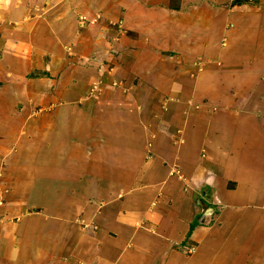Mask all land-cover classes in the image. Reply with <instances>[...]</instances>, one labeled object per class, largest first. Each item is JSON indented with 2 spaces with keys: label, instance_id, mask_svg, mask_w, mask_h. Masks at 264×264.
Segmentation results:
<instances>
[{
  "label": "rangeland",
  "instance_id": "obj_1",
  "mask_svg": "<svg viewBox=\"0 0 264 264\" xmlns=\"http://www.w3.org/2000/svg\"><path fill=\"white\" fill-rule=\"evenodd\" d=\"M171 1L173 6H179V0ZM237 1L240 2L238 3ZM237 1H200L202 2V4H207L208 7L213 9L211 12H205L209 15V18L204 16L201 17L199 16V13H194L195 6L193 7V5H197V3L194 1L189 3L191 11L190 13L192 14V21L189 24V26H191V29L189 30L191 34L190 45H192L191 43L195 39L198 45H196L197 47H193L192 45V49L189 48L190 59L189 62H185V68L182 69L185 71L184 79L187 76L192 83V81L196 79L198 69H201L203 67L205 68V61L203 62L202 67H199V65L203 61L201 59L203 58V47L201 43L204 42L203 37L205 38V36H202L204 34L209 37L205 39L207 44L213 46L214 49L220 50V56H216L217 59L218 57H220V59H216L217 61L215 62V65H218V69L221 68L223 72L222 75L219 76L220 78L210 79L208 77H205L204 79H209L208 84H203V82L201 81L199 92H194V88H192L191 85L189 87H186L187 84L185 81H182L181 85L178 84L172 86H164V90H161L159 89V86H157V84H147V82H144L141 79L139 80V77H135L133 80H131L132 76L120 75L121 72L126 68L125 65L122 66H125V68H121V65L124 64V62L122 58V60L120 59V56L125 51V49L123 48V43L120 39V35L122 34L121 32H119V30L122 28L121 21L119 19L111 21V19L108 20L107 18H104V22L102 23V16H100V14L97 15L96 12L93 13L94 18L92 17L91 20L85 19L81 14V10L79 9L82 6V1L80 0H50L43 2L31 1V7L29 8H32L33 11L31 15L33 19L35 18V23L31 25L25 24V21H27L28 17H22L18 19L17 16L15 19L10 21V17L13 16V8L15 7L14 4H11V8L8 10L6 6V8L3 6L4 3L2 4L0 2V31H3L4 29H10L13 26L17 28L21 27L22 29L24 27H27L30 30H35V28H38L39 26L37 20L48 21L49 17L57 14L60 16L52 17L54 18L52 19V22L56 25H58V23L59 25H61L59 20H62L64 21L63 25H67L68 27H70L71 31L74 30L75 32L73 33H75L76 35V39L75 36L73 39L74 42L79 40L81 37V42L84 41L86 37L88 38V40L89 38L93 39L92 37H94L96 46L94 52L87 55L83 54L82 56H80L79 54H77L78 52L76 50L68 49L74 44V42L70 43L71 39H68L63 33H61L58 37L60 39L61 37L63 38L61 39V41L60 39H58L60 41V49L61 45H63L61 53L64 52L63 58H65L66 56L71 58L70 63L61 64L62 58H60L61 54H59L55 59H52V61H54L55 63L58 61V70L53 76L47 75V73L41 72V70L32 71L30 75L26 76L29 81V85L27 86V94L31 98L28 103L29 106L26 107L24 111H26L27 109L30 110L29 114H27L26 116L21 115V109L20 107H18V101L17 104L15 103L14 105L15 110L20 109L19 113L13 114V117L0 118V130H6V128L9 129L10 124L16 127V130H13V135L15 137L14 140L18 139L19 142L23 140L26 145L24 146L25 150L20 153V156L23 155V158L26 155V152H30L31 147H36L35 144L38 145L41 141V146H38L36 156H33L34 158L32 159L35 163L37 162V166L35 167H39L38 163L41 164L42 167H40V170L44 172L46 177L49 175L51 167L61 163H65L72 167H75L77 165L78 169H83L85 167L84 154L87 156L88 151H90V154L91 150L94 152L92 156L90 155V157L96 155L98 156L96 159H91L90 162H86V166H92L91 169H95L96 172L94 173V171H92L95 175L94 178L89 179L88 183H84L86 193H82L81 196L85 197L87 195V197L82 199L78 196V204L69 206L68 208H66L64 205L65 197L59 196V198L57 197L58 199L55 201L54 199H51V196H47L46 194L42 197V194L45 191H49L47 189L52 190V181L50 177H33L32 186L34 189H36L38 196L35 195L34 201L31 196L27 202L19 198L18 193L22 194L25 188H22L23 184L17 185L18 181L16 180L15 176L13 177V179H15L16 182L13 186L17 187L18 189H14L15 191L11 190V195L9 194V192H6L7 190H9V188H5L4 179L0 178V195L2 196V201L0 200V222H4V224L8 223L10 226L15 227L14 234L10 235L9 232H6L5 235H3L0 233V239L7 243V239L9 238V254H11V252L13 251H18V255H16V258L14 257L15 255L13 253L9 256L14 264H20V260L25 261V263H30L32 259L35 260L36 264H44V260H42V257H37L38 254L32 252V247L28 248V246L26 247L24 246V244H33V247L41 246L42 248H46L45 251L46 253L50 252L49 254L55 253L54 249L57 246L61 247V253H72V251H77L80 253V251L82 250V258L74 261V264H140L138 262L139 260L137 261L136 258L143 251L139 247H137L136 244H138V242L136 238H133V235L135 236L142 230L138 232V230L131 229V232H129L130 235H122L120 241L118 240L117 233L115 231L110 229L107 231V234H109V240L107 238L104 239L105 244L110 243L111 239H115L116 241L113 244L114 247L121 245V242H125V245L121 249V253L112 249L111 246L110 248L106 247L105 244L104 245L106 250L109 249L108 253L104 252L105 249H96L97 247L95 244L93 246L91 245L90 249L86 248V246L84 245V243H86V235L83 234L87 233V229L78 231V227L84 226L86 228V226H88L85 223L86 214H88L89 216L92 212L97 213L99 210L107 208L109 197L108 194H110L111 196H118L117 189L115 191V194L111 191L108 192L106 188L103 189V182L109 181L119 183L118 179H121L122 175L120 176V172L118 173V165L116 164V160L114 158L120 156V154H122V150H125V148L127 147V143H125L122 138L124 132L128 137L137 135V138L132 139L130 142L131 144H136V146L142 148L143 158L147 159L143 160V167L146 166L148 161H153L152 163H154L155 166V169H152L153 172L156 171L160 173L162 171L163 158H165L166 156H171V159H173L175 157V155L173 156L171 153L172 144L174 147L177 146V141L181 140V130H183V126L185 125L183 137L186 144L182 146L181 152L184 162L186 163V165H190L194 159L202 160L200 147L204 145L206 146L205 148L207 149V153H205L204 156L207 155V158L204 160L208 162L215 161L216 164L221 163L217 171L219 179H221L219 180L220 185L224 190H233L230 192L234 193L229 197V201L234 200V202L236 203L235 207L229 210L231 216L230 221L237 227L234 232L238 239L241 238V231L245 233V235L247 232H249V227L246 225L247 223L249 224L251 218L250 214L252 213V210H250L248 207L249 202L245 197L244 186L240 185L238 188H236V183L233 181L235 180L234 178L239 175L244 179L241 183L244 185H249L255 177L264 176V94L261 93L260 95H258L256 93L257 95H253L252 99H249L248 101H240V99L236 97V91L234 90L235 64L230 67L229 60L231 59V57H233V54L231 53V47L235 44H237L239 48L238 50L244 49V51H242L241 53L245 57L252 54L259 57H264V0ZM18 7V10H20V6ZM185 9L188 11V8L185 7ZM71 10L73 13V18L71 19L75 20L73 22V25L65 18L60 19V17L64 16L63 13H69L71 12ZM6 13L7 18L5 17ZM106 21L107 23H105ZM185 24L186 23L184 21H179L178 23H176L175 27L182 28V26H185ZM101 25L103 27H101ZM81 29L84 31V33L80 37V32L82 31ZM110 33H114L115 36L116 33H118V36H113L110 38ZM196 34L198 36L195 37L194 35ZM126 36L131 40L135 37L131 33L126 34ZM199 36H202V38H200ZM238 39L239 41H237ZM176 40V42H178L177 44L181 45V38H177ZM208 40H212V43ZM109 42H111L110 45ZM237 46L234 47L237 48ZM178 48L179 50L175 51V54H169L170 60L166 61L165 57L163 63L164 66L159 67L158 65L159 71L158 67L156 68L155 61L157 60V56L152 54H150L149 56H144V60H142L143 62L140 63V67L143 70L148 71L150 77L152 78L156 76V72H165V67L168 68L172 63L175 70L177 71V68L179 67L178 62L180 63L182 60L180 57V53L184 50H181L180 47ZM53 57L54 56L51 53L47 52L45 53L44 60L47 62ZM151 63L152 68L150 66ZM144 65H148L150 68H145ZM153 67L156 68V70ZM207 68H205V70ZM35 78H52L54 80L56 79L58 86L62 82L68 86V91H63L62 93H59L58 91L59 96L62 97L61 101H58L56 99V96L58 95H56L53 100L54 102H56V107L57 105H69V107L72 109L71 111H73L71 115L73 118L68 117L70 120L68 121L70 124H77V126L79 127L77 129L75 128L73 130H68L65 138L55 132L57 131L56 127L57 129H59L58 126L54 127V129H51L48 126V129L54 131L51 132L52 134L45 131L44 133L38 135L37 129L35 128H37V125H44L41 122H44V120L40 118L38 114H34V111L38 110L39 108H46L43 109L42 112L39 111L40 115L52 114L53 107L51 105H47L48 101L45 102V98H43V100H41L40 102L33 100L35 94V96H37L39 93H41V90L37 91V89L35 88V86L38 84H35V82L32 80ZM141 78L143 79V77ZM42 80H39V82L42 83H40L41 85H39L41 88H44L43 93H47L46 96H48L50 95V93H48V88L50 89V85H48L46 82L45 84H43ZM1 85L2 83L0 82V86ZM45 87H47V89ZM170 87L178 92V94L174 93L176 94L175 96L167 95L168 92H165V90ZM186 88L187 91H185ZM262 88L263 85H260V87L257 88L256 92H262ZM60 89L63 90V88L61 87ZM150 90L152 92H150ZM232 93H234L233 98L231 96V99H228L227 96L232 95ZM181 94H187L186 101H181L182 99H178ZM219 94L221 95V97L219 98L220 101L222 100V102H224L231 100V102L228 103L230 104V109H228L227 107L226 110L224 109V107L222 109H216L215 107V111H213L214 114L212 116L206 115L205 117H201V115L207 114V111H203L201 114H198L199 109H205V107L203 106L204 102L202 103L203 98H201L200 100L201 104L196 103L193 108L191 107V105L194 104L192 101L193 98H197L198 96L201 97L203 95H211L213 97L214 95ZM134 95L137 102H132ZM49 98L51 99V96H49ZM171 98L175 100L170 102L169 99ZM126 102H130L131 105L138 106L141 111H136L137 113L135 114L129 113V111L124 106H121ZM178 102H180L181 106H184L185 110L180 109V107L176 105ZM128 104L124 105L127 106ZM116 105L120 107L113 109V111H109L108 107L114 108ZM153 105L155 111L152 110L153 112L149 113L151 112L150 107H152ZM170 105H173L174 107L171 114H169V111L171 109H168L170 108ZM207 109L213 110L209 107ZM244 109L253 110L254 113H237L238 115L232 113ZM140 112L143 116L146 115L147 117V115H150L151 117L145 118V120L143 119V121H145V123L149 124L150 126L148 127V130L144 129L143 126H140L139 128V126L135 122V120L139 116L141 117V115H138L140 114ZM208 113L211 112L209 111ZM59 118L61 120L68 119L67 117L64 119H62V117ZM60 119L59 121H61ZM148 119L151 120L149 121ZM29 125L30 128H28ZM91 125L94 128H98L97 131L99 132V134L94 133L95 135H93L88 132L92 129ZM31 126L35 128H32ZM103 128L106 130H104ZM138 129L140 132H138ZM165 130L167 131V133L164 132ZM30 131H32V133H30ZM59 133L62 132L59 131ZM4 140H6V138H4V134L0 133V156H2L4 160H6L11 152L9 153L6 149L5 154H1V151L5 148L2 144L6 143V141ZM169 140L171 148L168 145ZM42 142L45 143L46 148L43 146ZM56 143L59 147L55 150L52 147H55ZM211 143L217 144L212 145ZM90 145L94 147H90ZM61 147H65L68 150L71 149V151H69V153L65 156L60 157L59 153H61ZM15 162L18 164L20 163L19 161ZM215 163L213 162V164ZM176 165L177 166L175 167L178 168L179 165L177 163ZM18 166L20 167V164H15L13 166L14 170H16ZM125 172L126 176H129V179L127 180L130 185L129 187L131 188L125 189L123 187L121 190V195L127 198L133 189L136 191L139 190L140 193H142L140 189L141 181L139 180V178L136 179L133 172ZM17 173L20 175L21 171ZM173 173L174 172L171 171L170 174ZM224 176H228L229 178L224 181L222 180ZM86 184H88L87 187ZM10 186L12 189V183H10ZM78 186H76L74 189L77 190ZM205 189H203V191L198 194L199 197L202 198V194L204 193ZM208 190L209 194L206 195V197L211 205H213V202L211 201H214L212 198L214 190L212 188H209ZM226 191L227 190L223 191L221 189V194L222 192L226 193ZM41 198L44 199V201L41 202L43 205H40V202H38V200ZM169 201L170 203H173L172 200ZM48 203L51 204L52 207H46ZM211 205L209 204L208 207L204 209L205 212H202L203 215H201L196 220L197 222L202 223L207 227L213 224V216H215V214L219 210L217 206ZM167 206L168 201L165 202V207ZM183 211H186V204L181 202L177 206L174 205L173 213L171 215H173L174 213H182ZM54 212H59V218L66 219L68 225H71L72 222L77 223L78 225L74 227L71 226L70 229L67 228L63 231L68 234L67 239H60L57 230H52V234L47 229L45 230V227L44 229L41 228L43 227V225L46 226L47 224L45 223H47L48 221H56L57 215L55 217ZM31 220L36 221L33 222L34 226L32 227L33 230L31 231V236L28 239L27 243H22L21 239L25 240V237H29L28 235L26 236V234L23 232V226ZM252 223H257V219L253 218ZM244 227L245 230H243ZM144 228L147 229L148 227L144 226ZM96 231H98V229ZM75 232L77 233L76 235ZM162 232H165V229L163 230V228H158L156 231V236L162 235ZM103 236H105V234L101 233V238ZM247 236L249 237V235H246V237ZM250 239L254 240L253 243H255L256 241H260V238L256 236H252ZM45 243L47 244V246H43L45 245ZM179 244L180 243L175 246L173 245V247L175 248L176 246H178L175 249L183 251L179 248ZM187 244H190V246H195V242H191L189 240L187 241ZM227 244L228 242L226 241L224 245H221L217 253L219 256H221L222 254H234L235 249L231 250L229 246H225ZM143 248L146 250L149 249L148 246H145ZM186 251L187 250L184 249V252ZM22 252L25 255H23L24 258H22V255H20L22 254ZM199 253L202 254L201 251ZM217 254H215L214 256L216 257ZM2 255L5 254L2 253ZM92 257H94V262H92V260H89V258ZM173 258L175 260V264H187L188 262L186 257H181L180 255H174ZM65 259L70 260V255L63 258L62 260L65 261ZM201 259L202 256H199L195 259V262L199 264L201 263ZM3 260L7 261V259ZM5 261L0 260V264H5ZM158 263L160 262H155L154 260L148 259L145 260V264ZM21 264L23 263L21 262Z\"/></svg>",
  "mask_w": 264,
  "mask_h": 264
},
{
  "label": "crops",
  "instance_id": "obj_2",
  "mask_svg": "<svg viewBox=\"0 0 264 264\" xmlns=\"http://www.w3.org/2000/svg\"><path fill=\"white\" fill-rule=\"evenodd\" d=\"M31 1L43 2L50 0H0L2 4L4 3L3 6L4 7L6 6L8 10L11 8L10 7L11 4H14V6L16 7L13 8V16L10 17V21L15 19L17 16L18 19L22 17H28L27 21H25L26 22L25 24L28 25L35 23L34 21L35 18L33 19L31 15L33 10L32 8H29L31 7ZM72 1H77V0H72ZM80 1H82V6L79 9L81 10V14L87 20H91L92 17L94 18L93 13L96 12L97 15L100 14V16H102V23L104 22V18H107L108 20L111 19V21L118 19L121 21L122 28L119 30V32H121L122 34L120 35V39L123 43V48L125 49V51L120 56V59L122 58L124 62V64L121 65V68H125V66L126 68L121 72L120 75L132 76L131 80H133L135 77H139V80L141 79L144 82H147V84H157V86H159V89L161 90H164V86H168V85L172 86L178 84L181 85L182 81L183 82L185 81L187 84L186 87L187 86L189 87L191 85V87L194 88L193 89L194 92H199V86L201 81L203 82V84L205 83L208 84L209 79L206 80L204 79L205 77L214 79V78H220L219 76L222 75L223 72L221 68L218 69L217 67L218 65H215V62L218 59H220V57H218V59L216 57L217 55L220 56L219 53L220 50L214 49L213 46L207 44L205 39L208 36L206 34L202 35L205 36V38L203 37L204 40L202 39L204 42L201 43L203 47L202 50L203 58L201 59L203 61L199 65V67L201 68L203 62L205 61L206 62L205 68L208 67L209 69L207 68L205 70L204 67L198 69L196 79H194L192 83L187 76H186L187 78L185 77L184 79L185 71L182 70L185 68V62H189L190 59L189 48L192 49L191 47L192 45L193 47L194 46L197 47L196 45H198L196 39L191 43L192 45H190L191 34L189 30L191 29V26H189V24L192 21L191 20L192 14L190 13L191 11L189 7V3L193 1L196 2L197 5L196 4L193 5V7L195 6L194 13L197 14L199 13V16L201 17L204 16L209 18V15L206 14L205 12L206 11L211 12L213 9L208 7L207 4H202V2H200L207 0H179L180 1V3L178 4L179 6H173L171 0H80ZM17 5L20 6V10H18L19 7ZM185 7L188 8V11L185 9ZM72 10L69 13L66 14L63 13L64 16L60 17V19L65 18L66 20L70 21V23L73 25V22L75 20L71 19L73 18ZM56 15L49 17L48 21L37 20V22L39 23L38 28L40 29L35 28V30H30L27 27H24L22 29L21 27L17 28L13 26L12 28H10L11 30L4 29L3 31H0V82L2 83V85L0 86V118L13 117V114L19 113L20 109H21V115L26 116L27 114H29L30 110L27 109L26 111H24V109L29 106L28 103L31 98L27 94L28 92L27 86L29 85V81L28 78H26V76L30 75L32 71L41 70V72L53 76L58 70V63H57L58 61L55 63L54 61H52V59H55L59 54H61L60 58H62L61 64L70 63L71 61L70 57L66 56L65 58H63L64 52L61 53V49L63 45H61V49H60V41L63 38L61 37L60 39L58 37L61 33H63L68 39H71L70 43L71 42L73 43L74 36L76 39V35L75 33H73L75 31L74 30L71 31L70 27H68L67 25H63L64 21L62 20H59L61 25H59V23L58 25L54 24L52 22V19L54 18L52 17L60 16V15L57 16ZM5 17L7 18V13ZM179 21H184L186 23L185 26H182V28L178 27L180 29L175 27L176 23H178ZM105 23H107V21ZM102 25L101 27H103ZM80 33H81L80 35L81 37L84 31L82 30ZM128 33L133 34L135 37L132 40L129 39L126 36V34ZM113 36H115V34L110 33L109 37L111 38ZM116 36H118V33H116ZM194 36L196 37L198 35L196 34ZM202 36L199 37L202 38ZM92 38L93 39L89 38L88 40V38L86 37L85 40L82 42L79 39L75 41L74 44L70 46V48L68 49L76 50L78 52L77 54H79L80 56H82L83 54L85 55L90 54L95 51L94 49L96 47L94 37ZM177 38H181L180 41L181 45L177 44L178 43L176 42ZM58 39H60V41ZM237 41H239V39ZM210 42L212 43V40ZM110 43L111 42H109V45ZM177 46L180 47L181 50L184 49L180 53V57L183 61L181 60L180 63L178 62L179 67L177 68V71L175 70L172 63L168 68L165 67L166 69L165 72H156L157 73L156 76L152 78L150 77L148 71H145L140 67V63L143 62L142 60H144V56H149L150 54L157 56L156 57L157 60H155L156 68L158 67V65L159 67L164 66L163 63L165 57H166V61L170 60L169 54L170 53L175 54L176 53L175 51L179 50ZM234 46H237V44L231 47V53L233 54V57H231V59L229 60L230 62L229 66L231 67L232 65L235 64L234 67L235 68L234 90L236 91L235 95H237L236 97H238L240 101H248L249 99H252L253 95H257V94L260 95L261 93L264 94V57L255 56L254 54L245 57L241 53L242 51H244V49L238 50L239 49L238 46L237 48H235ZM47 52L51 53L54 57L46 62L44 60V57H45V53ZM123 65L125 66L122 67ZM150 66L152 68V63ZM144 67L150 68L148 65H144ZM159 67H158V71H159ZM156 68L154 69L156 70ZM141 77H143V79ZM32 80L35 82V84L38 83L35 86L37 91L41 90V93H39L37 96H35L36 94L34 95L33 100L40 102L41 100H43V98H45V102L48 101L47 105H51L53 107L52 114L40 115L39 111L42 112L43 109L46 108H39L38 110L34 111V114H38V116H40V118L44 120V122L41 121L44 125H37V128L31 126L32 128L37 129L38 135L44 133L45 131L47 133L54 132L51 129H54V127L58 126L59 129H57L56 127L57 131L55 132H57L59 135H62L65 138V135L68 132V130L79 128L77 124L72 125L69 123L70 121L69 118H73L71 116L73 111H71L72 109L69 107V105L67 104L57 105L56 107L55 105L56 102L53 101L56 95H58L56 96V99L58 101H61L62 97L59 96V93H62L63 91H68V86L65 85L63 82L60 83L59 86L63 88L62 90L57 85L56 79L54 80L52 78L50 79L35 78ZM39 80H42L43 84H45L46 82L48 85H50V89L48 88V93H50V95L46 96L47 93L46 94L43 93L44 88L40 87L42 83L39 82ZM260 85H263L262 92L261 91L256 92L257 88H259ZM45 88L47 89V87ZM185 91H187V88L185 89ZM150 92L152 91L150 90ZM165 92H168L167 95L169 96H175L176 94H178V92H176L171 87L166 89ZM233 94L234 93H232V95L227 96V98L231 99V96L233 98ZM186 95L187 94H181V96L178 99H182L181 101L183 100L186 101ZM49 96H51V99L49 98ZM220 97H221L220 94L214 95L213 97L211 95L208 96L203 95L201 97L198 96L197 98L192 99L194 104H192L191 107L193 108L196 105V103L201 104L200 100L201 98H203L202 103L204 102L203 106L205 107V109L204 110L199 109L198 114H201L203 111L204 112L207 111V114H203L201 115V117H205L206 115L212 116L214 114L213 111H215V107L216 109H222L223 107L225 110L226 107L230 109V104L228 103L231 102V100L222 102V100L221 101L219 100ZM172 99L173 98L169 99V101L172 102L175 100ZM18 101H19L18 107H20V109L15 110L14 104L15 103L17 104ZM132 102H137L135 95L133 96ZM124 104H128V105L126 106ZM124 104L121 106H124L129 111V113L135 114L137 113L136 111H141V109L138 106L131 105L130 102H126ZM176 105L179 106L180 109L185 110L184 106L180 105V102H178ZM118 107L120 106L116 105L114 108L111 107L108 108L109 111H113V109H116ZM208 107L212 108L213 110L207 109ZM173 108H174L173 105H170V108H168L171 109L169 111V114L172 113ZM150 109L151 112L149 113L155 111L154 105L150 107ZM208 110L211 113H208L209 112ZM232 113L235 115H238L237 113L253 114L254 111L250 109L249 110L244 109ZM138 115H141V117L139 116L135 120L136 124L139 126V128L140 126H143L144 129L148 130V127L150 126L149 124L145 123L143 119L145 120V118L150 117V115H147L146 117V115L143 116L141 112ZM59 117H62V119L66 117L69 118L66 120H61ZM59 119L61 121H59ZM48 126L51 129H48ZM9 127L10 128L9 129L6 128V130H0V133L4 134V138H6V140H4L6 141V143H2L3 147L5 148L1 151L2 152L1 154L4 155L6 149L8 150L9 153L11 152L6 158V160H4L2 156H0L1 158L0 178L4 179L5 188L6 187L9 188V190L6 191L7 193L9 192V194L11 195V190L18 189L17 187L13 186L16 182L15 179H13V177L15 176L16 180L18 181L17 185L23 184L22 188L23 189L25 188L22 194L18 193L19 198L27 202L32 196V199L34 201L37 192L36 189H34L32 186L33 177L40 176L43 178L50 177L52 181V185H51L52 190L47 189L49 191H45L42 194V197L43 195L46 194L47 196H51L52 197L51 199H54V201L57 200L59 196L65 197L64 205L66 208H68L69 206L77 205L79 202L78 196L82 199L87 197V195L85 197L81 196L82 193H86V188L84 186V183L85 182L88 183L89 179H93L95 176L94 173L96 172L95 169L93 170L91 169L92 166H86V162L87 161L90 162L91 159H96L98 157L97 155L90 157V155L92 156V154L94 153L92 150H91V154L90 151H88L87 156L84 154L85 167L83 169H78L77 165L75 167H72L65 163H61L51 167L50 173L46 177L44 172L40 170V167H42L41 164L38 163L39 167H35L37 166L36 165L37 162L35 163L34 160L32 159L34 158L33 156H36L38 146H41V141L38 145L35 144L36 147L34 146L31 147L30 152H26V155L23 158V155L20 156V153H22L25 150L24 146L26 145L21 139L20 142L18 139H17L18 141L14 140L15 137L13 135L14 134L13 130H16V127H14L12 124H10ZM91 127L92 129L88 132H90L93 135H95L94 133L99 134V132L97 131L98 128H94L92 125ZM28 128H30V125L28 126ZM184 128L185 125L183 126V130H181V140L177 141L176 147H174L172 144V148H171L170 140H169L168 145L171 148L172 155L173 156L175 155V157L173 159H171V156L170 157L166 156L165 158H163L162 160L163 166H162V171L160 173L156 171L153 172V170L155 169L154 163H152L153 161H148L146 166L143 167V160H147V159L143 158L142 148L136 146V144H131L130 142L132 139L137 138L136 137L137 135L128 137L127 134L124 132L122 138L123 141L127 143V147L125 148V150H122V154H120V156L114 158L116 160L115 161L116 164L118 165L117 168L118 173L120 172L119 173L120 176L122 175L121 179H118L119 183L109 182V181L103 182V189L106 188L108 192L111 191L114 192V194L117 189L118 196L116 195L111 196L110 194H108L109 196L108 204H107L108 206L106 209H101L97 213L92 212L91 215L89 216L88 214H86L85 223L88 226H86V228L84 226L78 227L79 228L78 231L87 229V233L83 234L86 235L85 237L86 243H84V245L86 246V248L90 249V246L91 245L93 246L95 244L97 247L96 249L98 248H101L102 250L105 249L104 250L105 253H108L109 250V249L106 250L105 245L108 248H110L111 246L112 249L119 251L121 253V249L125 245V242H121V245L114 247L113 244L116 241L115 239H111L110 243L105 244L104 239L106 238L108 239L109 237L107 231L109 229L115 231L117 233L118 240L120 241L122 235L125 234L130 235L129 232H131V229L132 230L135 229L138 230V232L142 230L140 231V233H137L135 236L133 235V238L137 239L138 242V244H136L137 247H139L143 251L136 258L137 261L139 260L138 262L140 264L143 263L145 264V260L147 259L154 260L155 262L156 261L160 262L158 264H175L174 263L175 260L173 258L174 255H178V256L180 255L181 257H186L188 261L187 264H197L195 262V259L199 256H202L201 263L199 264H264V176L255 177L254 180L251 181L249 185L242 184L241 182L244 179L239 175L237 177L235 176L236 178H234L235 180L233 182L236 183V188H238L240 185L244 186L245 197L249 202L248 207L250 210H252L251 211L252 213L250 214L251 218L249 224L247 223L246 225L249 227V232L246 233V235H249V237L248 236L246 237L245 233L241 231L240 236L242 239L240 238L241 239L240 240L237 238L234 232V230L237 229L236 225L232 224V222L230 221L231 216L229 210L235 207L236 205L234 200L229 201V197L231 196V194H234L233 192L230 191L233 190L225 189L229 192L226 191V193L222 192L221 194V189L225 191L223 187L220 185L219 180L221 179H219L217 172L221 163L216 164L215 161H213L215 163L213 164V162H208L204 160L207 158V155L204 156L205 153H207V149L205 148L206 146L204 145L200 147L202 160L194 159L190 165H186L181 153L182 146L186 144L185 139L183 137ZM38 130L41 132H39ZM59 131L62 133H59ZM138 132H140L139 129ZM164 132L167 133L166 130ZM30 133H32V131H30ZM42 144L46 148L45 143L42 142ZM211 144L213 145L217 143H211ZM58 147L59 146H57L56 143V146L55 147L53 146L52 148L56 150ZM90 147H94V146L90 145ZM69 151H71V149L68 150L65 147H61V153H59V156L63 157L66 154H68ZM15 161L20 162L19 163L20 167L18 166L16 170H14L13 166L15 164L17 165L19 164L16 163ZM176 163L179 165L178 168L175 167L177 166ZM19 171H21L20 175L17 173ZM92 171H94V173ZM125 171L131 173L133 172L136 179L139 178V180L141 181L140 189L143 194L140 193L139 190L136 191L133 189L127 198L121 195V190L123 187L125 189L131 188L129 187L130 185L127 180L129 179V176H126ZM171 171L174 173L170 174ZM227 178L229 177L224 176L222 180L225 181ZM10 183H12V189ZM87 185L88 184H86V187ZM76 186H78L77 190L74 189ZM209 188L210 189L212 188L215 194V195L213 194L212 197L214 201L211 202H213L212 204L217 206V208L219 209L215 214V216H213L214 222L211 226L208 227L198 222L192 229L191 233L188 235V232L190 231L191 223H194L201 215H203L202 212H205L204 209L208 207L209 204L211 205V203L207 200L206 197V195L209 194V190H208ZM203 189H205V191L202 194V198H201L198 196V194L201 193ZM169 200H172L173 203H170ZM42 201H44V199L42 198L38 200V202H40L39 203L40 205H43L41 203ZM166 201H168L167 207H165ZM181 202L186 204V211H183L182 213H174L173 215H171L173 213L174 205L177 206ZM46 207H52V206L51 204L48 203ZM128 210H134V211H128ZM54 215L55 217L57 215L56 221L55 222L48 221L47 223H45L47 225L46 226L43 225V227L41 228L44 229L45 227V230L47 229L52 234H53L52 230L55 231L57 230L60 239H67L68 234L63 231L67 228L70 229L71 226L73 227L78 226L77 223L72 222L71 225H68L66 219L59 218L60 217L59 212H54ZM253 218L257 219V223H252ZM33 222L36 221H32V220L28 221L23 226V232L26 234V236L28 235L29 237H25L24 238L25 240L21 239L22 243L28 242V239L31 236L30 235L31 231L33 230L32 228L34 226ZM129 223H133V224H129ZM0 224H1L0 225L1 234L5 235L6 232H9L10 235L14 234L15 227L10 226L8 223L4 224V222L2 223L0 222ZM144 226H147L148 228L146 229L144 228ZM158 228L159 229L163 228V230L165 229V232H162L163 233L162 235L156 236L157 235L156 231ZM97 229L98 231H96ZM243 230H245V227ZM101 233L105 234V236H103L105 238L103 237L101 238ZM76 234L77 233L75 232V235ZM252 236L259 237L260 241H256L255 243H253L254 240L250 239ZM8 239H7V243H5L2 239H0V246H1L0 260L5 261L3 259H7V261H5L6 262L5 264H14V262L11 261L9 256L12 255L13 253L15 255L14 257L16 258L17 257L16 255H18V251H13L11 252V254H9L10 247H8L9 245ZM188 240L191 242H195L194 244L195 246L192 245L190 246V244H187ZM184 241L188 247L181 245L182 242ZM226 241L228 242V244L225 246H229L231 250L235 249L234 254L232 255L222 254L221 256H219L217 254L218 250L220 249L221 245H224ZM178 243H180L179 248L182 249L183 251H179L175 249L178 246H176L175 248L173 247V245L175 246ZM24 246L26 247L28 246V248L32 247V252L35 254L37 253L38 254L37 257L41 256L42 260H44L43 261L44 264H74V261H76L79 258H82L81 256L82 250L80 251V253L77 251L76 252L72 251V253H68V252L61 253L62 251L61 247L57 246L54 249L55 253L49 254L50 252L46 253L45 251L46 248H42L41 246L33 247V244L32 245L24 244ZM43 246H47V244L45 243V245ZM145 246L146 247L148 246L149 249L148 250L144 249L143 247ZM184 249H186L187 251L184 252ZM200 251L202 252V254L199 253ZM2 253L5 255H2ZM215 254H217L216 257L214 256ZM20 255H22V258H24L25 256L23 252ZM69 255H70V260H66V259L65 261L62 260L63 258ZM93 258L94 257L89 258V260L90 261L92 260V262H94ZM19 262L20 264L21 262L23 264H36L35 260L33 259L30 263H25V261L22 260H20Z\"/></svg>",
  "mask_w": 264,
  "mask_h": 264
},
{
  "label": "trees",
  "instance_id": "obj_3",
  "mask_svg": "<svg viewBox=\"0 0 264 264\" xmlns=\"http://www.w3.org/2000/svg\"><path fill=\"white\" fill-rule=\"evenodd\" d=\"M237 1V0H236ZM234 2V1H233ZM238 3L240 2V1H237ZM236 3V2H235ZM198 222L197 221H195L194 223H191V225H190V231L188 232V235L191 233V231H192V229L194 228V226L197 224ZM182 246H185V247H188L187 245H186V243H185V241L184 242H182V244H181Z\"/></svg>",
  "mask_w": 264,
  "mask_h": 264
},
{
  "label": "built area",
  "instance_id": "obj_4",
  "mask_svg": "<svg viewBox=\"0 0 264 264\" xmlns=\"http://www.w3.org/2000/svg\"><path fill=\"white\" fill-rule=\"evenodd\" d=\"M0 200L2 201V196L0 195ZM0 204H1V202H0Z\"/></svg>",
  "mask_w": 264,
  "mask_h": 264
}]
</instances>
